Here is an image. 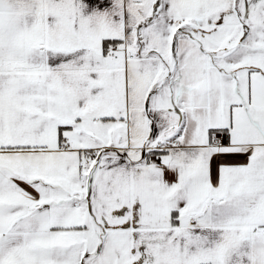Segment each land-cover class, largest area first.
Here are the masks:
<instances>
[{"label": "snow or ice", "instance_id": "snow-or-ice-1", "mask_svg": "<svg viewBox=\"0 0 264 264\" xmlns=\"http://www.w3.org/2000/svg\"><path fill=\"white\" fill-rule=\"evenodd\" d=\"M0 264H264V0H0Z\"/></svg>", "mask_w": 264, "mask_h": 264}]
</instances>
